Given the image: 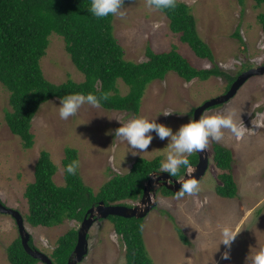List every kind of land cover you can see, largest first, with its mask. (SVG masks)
Masks as SVG:
<instances>
[{
    "label": "rangeland",
    "instance_id": "rangeland-1",
    "mask_svg": "<svg viewBox=\"0 0 264 264\" xmlns=\"http://www.w3.org/2000/svg\"><path fill=\"white\" fill-rule=\"evenodd\" d=\"M187 3L196 17L197 29L211 47L215 61L198 57L187 43L170 29L169 19L159 9L149 7L147 0H124L123 15L115 16V34L124 47L125 58L147 61V47L155 52L178 51L198 69L218 65L229 76L237 77L252 67L264 65V31L258 15L264 4L256 0H180ZM240 32L241 38L235 33ZM186 53V55H185ZM45 76L54 83L70 79L83 81L66 51L64 38L50 36L46 55L41 59ZM118 85L123 95L130 87L123 80ZM229 79L212 76L187 82L172 71L165 79L151 82L142 98L138 113L84 104L67 120L59 116L58 98L44 102L32 121L35 143L25 148L21 137L14 134L5 119L11 109L10 91L0 83V198L24 217L29 212L25 190L35 179V166L41 151L48 150L58 167L57 184H64L65 148L79 151V168L83 180L97 192L115 173L127 172L137 157L164 159L168 140L155 137L143 153L133 155L126 141L108 134L120 126L117 120L144 117L165 124L173 131L194 118V110L205 101L227 92ZM235 109L244 135L237 139L228 130L220 141L209 140L206 147L211 162L205 176L198 181L199 191L176 199V194L157 192V206L143 221L144 240L155 264H245L250 251L264 246V123L253 127L254 114L264 111V73L250 77L227 103L206 109L209 114H227ZM171 112L170 115H163ZM115 139V140H114ZM214 143L233 153L232 172L238 183V195L222 197L217 187L222 184L215 166ZM191 154H187V157ZM181 176V178H183ZM138 200H126L136 205ZM230 223L240 233L231 248L221 244L219 225ZM81 221L66 219L62 224L45 227L26 222L37 249L51 257L58 238L68 230L79 229ZM182 228L186 244L177 231ZM19 237L13 216L0 213V264H12L7 249ZM230 251V258L223 253ZM126 245L109 218L96 221L89 232V251L79 264H126ZM38 264H44L39 262Z\"/></svg>",
    "mask_w": 264,
    "mask_h": 264
},
{
    "label": "trees",
    "instance_id": "trees-1",
    "mask_svg": "<svg viewBox=\"0 0 264 264\" xmlns=\"http://www.w3.org/2000/svg\"><path fill=\"white\" fill-rule=\"evenodd\" d=\"M256 2L257 6L264 4V0ZM90 3L91 0H0V83L10 91L11 105V109L5 110V119L10 130L21 137L25 148H31L35 143L33 118L41 105L53 98L92 92L108 97L101 100L100 105L104 108L138 113L147 86L157 79H165L172 71L188 82L195 78L208 80L212 76H226L228 89L236 79L218 65L210 69L196 68L176 46L159 53L148 46L147 61L126 60L124 47L115 34V16L94 17L88 11ZM159 10L169 19L171 31L180 34L181 41L187 43L198 57L215 61L210 45L198 32L196 17L187 3L176 0L174 9ZM258 19L264 31V12L258 15ZM53 33L64 38L66 51L85 75L83 81L70 79L54 83L45 76L41 59L47 53ZM235 35L242 40L238 30ZM120 79L130 87L125 95L118 85ZM213 149L215 166L222 170L219 174L222 184L217 187V192L222 197L235 198L238 183L232 172L233 153L218 143H214ZM187 158L190 164L198 162L196 152ZM72 161L78 162L75 175L66 171ZM160 161V157H137L127 172L115 173L95 192L80 173L77 148H65L62 185L55 181L58 167L51 153L43 150L35 166V179L25 190L29 205L25 218L32 226L53 227L66 219L82 221L87 210L100 201L114 204L125 203L124 200L128 199L138 200L150 174L160 170ZM185 172L181 168L176 177ZM162 192L174 194L165 187ZM109 220L126 245V264H155L144 240L143 218L111 215ZM177 231L188 244L189 239L182 228L177 227ZM77 240L78 230L75 228L60 236L51 254L53 262L67 264ZM30 244L35 247L33 237ZM7 253L12 264L39 263V259L25 251L20 236L9 245Z\"/></svg>",
    "mask_w": 264,
    "mask_h": 264
},
{
    "label": "clouds",
    "instance_id": "clouds-1",
    "mask_svg": "<svg viewBox=\"0 0 264 264\" xmlns=\"http://www.w3.org/2000/svg\"><path fill=\"white\" fill-rule=\"evenodd\" d=\"M123 2L124 0H91L88 11L96 18H106L109 16L117 15L122 16L124 14L122 11ZM147 4L149 7L161 10L174 9L176 7V0H147ZM107 98L108 97L106 95L97 96L92 92H89L87 94L71 93L64 95L60 97V99L58 98L60 100L59 116L61 119L67 120L69 117L75 116L82 105L88 104L93 107H99L101 100H106ZM170 114L172 113H163V115L165 116ZM117 121L120 123V126L114 130H111L108 134H114L115 139L126 141L128 146L134 150L131 152L133 155H140V153L146 151L149 148L154 135L161 141L165 139L168 140V151L164 159L160 161V170L158 171H161V173L169 174V177H176L181 168L191 171V165L194 164H190V161L187 158V154L202 152L207 147L209 140L217 142L220 141L224 136V130H228L237 139L244 135V128L238 122L237 112L235 109L230 110L229 112H227V114H209L207 111L202 112L199 115V118L194 119L190 117L187 123L182 124L175 131H173L171 127H168L165 124L157 123V121L155 120L150 121L149 119L144 117H135L127 120ZM261 123H264V111L256 112L254 114V118L251 121L253 127L259 126ZM77 168L78 162L72 161L66 166V171L70 175H75ZM161 188L158 190V192L162 190ZM196 191H199V184L197 180L188 179L181 184L179 191H177L176 193V199H181L186 194L192 195ZM125 201L126 200H124V202ZM114 204L127 205L126 202ZM129 206L132 205L129 204ZM26 222L28 221L25 218V226ZM239 233L240 232L237 231L230 223L219 225V235L221 240L220 245L223 244L227 246L228 249H230L232 242L235 240L236 236ZM31 237L32 236L30 233V240ZM34 248H36V246ZM222 258L229 259L230 251H225ZM245 264H264V246L258 247L254 252L250 251L249 255L245 259Z\"/></svg>",
    "mask_w": 264,
    "mask_h": 264
},
{
    "label": "water",
    "instance_id": "water-1",
    "mask_svg": "<svg viewBox=\"0 0 264 264\" xmlns=\"http://www.w3.org/2000/svg\"><path fill=\"white\" fill-rule=\"evenodd\" d=\"M262 73H264V65L249 68L241 73L226 93L207 100L202 105L197 107L194 112V119L199 118V115L202 112H205L206 109L223 104L232 99L241 86L250 77ZM197 154L198 162L195 165H191V171L186 170L183 178L169 177V174L161 173V171L152 172L150 178L145 183L143 194L136 205L129 206L125 204H105L104 201H100L98 204L91 206L87 210L85 217L81 222L80 228L78 229L77 244L69 256L67 264H79V262H81L88 254V235L95 221L99 219H106L111 215L126 218H144L157 206L156 195L161 187L164 186L176 194L177 191H179L181 184L186 180L195 179L197 182L200 181L209 169L211 159L206 148L202 152H197ZM0 212L14 217L18 226L23 247L30 256L39 259V261L44 264H55L48 254L31 246L30 233L26 229L25 218L19 210L6 206L0 198Z\"/></svg>",
    "mask_w": 264,
    "mask_h": 264
},
{
    "label": "flooded vegetation",
    "instance_id": "flooded-vegetation-1",
    "mask_svg": "<svg viewBox=\"0 0 264 264\" xmlns=\"http://www.w3.org/2000/svg\"><path fill=\"white\" fill-rule=\"evenodd\" d=\"M244 72V71H243ZM162 189V188H161Z\"/></svg>",
    "mask_w": 264,
    "mask_h": 264
},
{
    "label": "crops",
    "instance_id": "crops-1",
    "mask_svg": "<svg viewBox=\"0 0 264 264\" xmlns=\"http://www.w3.org/2000/svg\"><path fill=\"white\" fill-rule=\"evenodd\" d=\"M239 192V191H238Z\"/></svg>",
    "mask_w": 264,
    "mask_h": 264
}]
</instances>
